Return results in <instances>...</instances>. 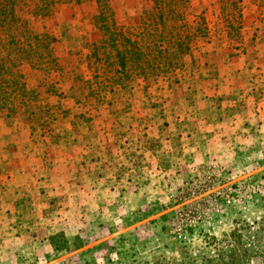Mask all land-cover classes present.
Returning a JSON list of instances; mask_svg holds the SVG:
<instances>
[{
    "label": "rangeland",
    "instance_id": "1",
    "mask_svg": "<svg viewBox=\"0 0 264 264\" xmlns=\"http://www.w3.org/2000/svg\"><path fill=\"white\" fill-rule=\"evenodd\" d=\"M221 6L191 0L187 21L198 28L191 50L179 66L147 77L95 58L94 2L28 17L55 39L58 69L21 68L24 94L0 104V124L21 137L13 146L30 131L44 152L62 148L64 137L77 141L64 147L84 151L93 137L129 138V121L99 118L98 107L109 104L116 118L138 108L143 137L104 161L106 180L94 196L84 181L57 192L49 182L25 183L0 196L13 211L0 208V264H264V0L240 3V28ZM112 7L137 34L150 3L114 0ZM185 95L211 115L195 105L176 120L169 110ZM69 121L74 129L66 135L59 128L69 129ZM200 142L208 150L203 158L191 149ZM79 172L87 175L86 167ZM61 236L68 249L55 252L51 242L63 248Z\"/></svg>",
    "mask_w": 264,
    "mask_h": 264
},
{
    "label": "trees",
    "instance_id": "2",
    "mask_svg": "<svg viewBox=\"0 0 264 264\" xmlns=\"http://www.w3.org/2000/svg\"><path fill=\"white\" fill-rule=\"evenodd\" d=\"M113 1L0 0V104L11 105L15 91L24 94L26 81L21 73L23 66L58 69L51 49L55 39L48 33L36 31L28 17H48L59 5L96 4L93 22L100 39L93 45V55L98 60H111L108 64L118 65V72L125 75L134 69L143 77L148 74L158 76L162 71L176 67L177 62L191 50L198 29L187 21L191 0H148L150 7L141 13L138 26L141 30L137 34L117 20ZM216 1L223 5V18L228 23L237 22L240 28V3L243 0ZM60 238L65 243L63 248L51 242L55 252L68 249L63 236Z\"/></svg>",
    "mask_w": 264,
    "mask_h": 264
},
{
    "label": "crops",
    "instance_id": "3",
    "mask_svg": "<svg viewBox=\"0 0 264 264\" xmlns=\"http://www.w3.org/2000/svg\"><path fill=\"white\" fill-rule=\"evenodd\" d=\"M165 91V89L163 90ZM203 91H206V89H203ZM138 97L137 93H135L134 100L137 101L136 98ZM203 97H205L203 95ZM124 100V98H121ZM73 103V102H72ZM74 104V103H73ZM174 105L171 106V109L169 112L175 113V119L178 120L177 115L182 114L189 115L188 113L195 112L196 106L202 108V113L206 111V113L211 115L210 108H207L206 105L203 107L199 106L196 99L189 98V96L185 95V97H179L178 100H175ZM196 105V106H195ZM112 105H103V107H98V110L101 113L99 118L105 123L108 124L110 122L115 121V119H118L123 124L129 121V125L131 127L130 130L135 132L132 134L129 138L128 136H123L122 134L113 135V138H107V137H101V138H95L93 137L91 141L88 143L87 151H84L82 147H64L69 144L76 145L77 141L75 137H69L62 138L63 141V147H57L56 143L51 150H48L45 148V151L41 147L33 146V142L29 139L31 136L28 135V138L22 139L23 143L21 146H13V142L16 144L17 141H20L21 137L16 135L10 127L3 128L2 125L0 126V196L1 198L7 197L10 194H15V190H17V187L25 184L30 183L33 185H45L48 182L51 184L52 187H55L56 192L60 190L64 184L70 186V187H78L80 184H83L84 182L87 183L88 186L95 187L96 189H93V191L90 193L91 196L98 194L99 187L103 186L106 180V175L101 174V167L106 166L104 163L105 160H107L108 157L112 156L116 152H120V154L127 150V146H129L130 143H127L128 140H131L137 144L140 141V137H143L141 131L138 130V123H136V112L138 108H131L125 107V112L118 115V118H116L117 115L113 114V106ZM121 107V106H119ZM206 107V108H204ZM121 108V109H122ZM131 110V112L128 111ZM66 110L67 108H62ZM179 111V112H178ZM169 113V114H170ZM170 114V115H171ZM73 117V115H72ZM173 118V119H174ZM128 119V120H127ZM209 119V118H208ZM180 120V119H179ZM208 121V120H207ZM205 121V122H207ZM72 122H68L69 129L66 128L67 126H63V128L59 129H65L68 133L66 135H69V131L71 129H74ZM82 123V122H81ZM85 124V123H83ZM76 129V128H75ZM129 129V128H127ZM194 130V129H193ZM196 131H205L203 129H196ZM209 131V130H206ZM64 134V132H62ZM108 134V133H106ZM207 137V135H205ZM202 137H193L189 136L188 139L190 141L196 139L199 140ZM6 139V141H5ZM200 141V140H199ZM10 142V144H9ZM48 143V142H45ZM192 144V142H190ZM125 144V146H124ZM123 146V147H122ZM191 149L197 152L198 155H200L201 158L206 157L208 154V150H206V146L202 148L201 142L199 147L191 145ZM47 156V157H46ZM85 162V164H83ZM83 167H86L87 175H81L79 172L80 169H83ZM104 168V167H103ZM111 168V167H110ZM13 180L15 181V186L13 188H10L9 184L13 183ZM84 181V182H82ZM0 198V199H1ZM7 206L6 209L10 212H13L8 204L6 202L0 203V208H4V206Z\"/></svg>",
    "mask_w": 264,
    "mask_h": 264
}]
</instances>
